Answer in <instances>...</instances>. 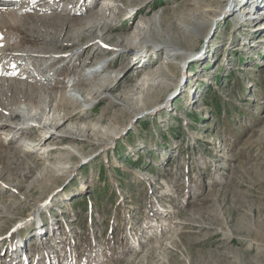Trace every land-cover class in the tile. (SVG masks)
Instances as JSON below:
<instances>
[{"label":"rangeland","instance_id":"obj_1","mask_svg":"<svg viewBox=\"0 0 264 264\" xmlns=\"http://www.w3.org/2000/svg\"><path fill=\"white\" fill-rule=\"evenodd\" d=\"M25 1L14 2L24 18L15 29L25 40L17 51L38 54L46 46L55 54L52 42H34L33 27L40 18L54 24L52 13L68 23L61 41L69 45L57 54L78 58L45 73L54 78L59 71L50 85L55 94L83 69L95 75L91 82L107 77L117 87L76 113L79 122L105 127V137L84 142L88 158L47 184L36 182L47 159L59 160L60 149L43 158L16 154L10 148L19 141L0 129V264H264V18H252L264 15V0H204L201 10L219 11L228 3L225 12L235 11L219 17L206 37L188 39L183 48L191 52L190 62L181 70L179 61L176 82L160 93L157 110L141 113L146 97L135 88L136 68L161 60L159 43L152 42L147 55L136 54L137 48L114 54L113 47H92L93 37L74 35L92 18L91 9L108 2L117 13L115 40L108 43L113 46L149 13L163 7L174 12L195 0H143L129 7L130 0H51L49 9ZM102 60L111 64L102 69ZM33 123L20 141L41 138L39 123ZM113 132L111 143L99 142ZM39 201L46 205L34 213ZM56 208L67 216L62 225L42 213Z\"/></svg>","mask_w":264,"mask_h":264},{"label":"bare ground","instance_id":"obj_2","mask_svg":"<svg viewBox=\"0 0 264 264\" xmlns=\"http://www.w3.org/2000/svg\"><path fill=\"white\" fill-rule=\"evenodd\" d=\"M97 1L93 0L94 4ZM141 1L143 0H130L128 7ZM14 2L15 0H0V121H2L0 122V129L11 132L8 135L10 141H19L14 148H10L16 154L35 153L43 158L60 149L59 155L57 154L59 160L54 159L56 161L53 163L49 162L48 159L45 161L46 167L43 174L53 173L54 175H49L45 179L43 174L38 177L36 185H41L42 183H49L48 181L51 178L63 176L65 172L68 173L76 168L77 164L83 159L88 158L90 154L84 153V146L86 145L84 142H97L98 137H105L107 134L105 127L101 128L102 126L98 123L83 122L82 119L79 122L78 117L80 116L76 117V113L77 111H85L97 101H102L105 98L102 94L113 91L117 86H112L113 79L107 77L103 80L93 79L91 82L95 75L93 72L83 69L76 78L69 79L67 84L63 85L62 94H55L53 87L51 88L50 85H53V80L56 77L58 78L59 71H56L54 78L46 76L45 73L61 60L72 58L75 60L78 58L75 57L76 53L72 54L71 52L57 54L69 45L64 39L61 41L62 32H67V28L63 31V27L68 23L61 17V13H52L50 15L55 16L52 18L55 21L54 24H50L47 21L48 19L42 20L40 18L41 23L39 22L33 27L34 42L43 40L45 45L52 42L54 45H51V47L56 50L55 54H49V48H46V46H41L42 50L38 54L19 50L18 52L17 48L25 40L22 39L20 30L15 29L19 27L20 23L24 22V18L20 14L23 9L15 7ZM108 3L105 6L99 5V8L91 9L92 18L87 25L76 31L74 37L78 36L80 40L83 37H93L92 47L101 48L102 45L113 47L112 52L114 54L115 51L121 54L122 51L137 48L136 54L147 55L151 50L149 46L152 42L159 43L156 51L158 53L163 51L161 60L153 65H151V61L143 63V66H146L145 68L141 66L143 70L136 68V70H139V77L135 83V88H142L144 90L142 92L143 96L146 97L144 106L138 108L140 113L150 106L152 111L157 110L158 107L156 109L153 107L158 105L159 102L157 101L160 93L168 91L176 82L174 69L179 68V61L182 62L180 65L181 70L190 62L187 56L191 52H188L189 49L183 48L186 47L185 43H188V39L196 38L200 33L206 37L216 25L219 17L228 16L235 11V9H231L225 12L228 3L222 5L219 11H213L214 9L209 7L201 10L200 6L205 5L204 0H195L189 7L185 6L174 12H170V10L163 7L160 13L159 11L149 13L143 20L135 22L133 30L128 33L129 35L123 36V40H119L117 44L112 46L108 43L115 40L112 32L117 27V13L115 4ZM28 5L30 8L49 9L55 3L51 0H26L25 6L28 7ZM142 6L144 8V5ZM65 8L63 7V9ZM126 8H120L119 12L124 11ZM261 13L264 14L263 11ZM164 15L169 17H164ZM135 16V14H132L129 18L134 19ZM262 17L264 18V15H254L252 18L257 20V18ZM51 26L53 28H50ZM77 43L78 41L73 42V44ZM121 43H123V46ZM138 43H142V45L137 47ZM102 61L100 66L104 69L114 63L115 59L111 58V63L105 62V60ZM42 62H49V64L43 67L41 66ZM23 77L25 79H22ZM180 80L177 87L180 85ZM179 89H182V86ZM127 100H130V102L123 101L127 102L128 105L134 103L130 95L127 96ZM116 102L112 100L110 104L115 105ZM161 106L163 104L159 107ZM139 112L133 117L138 115ZM71 120L73 123L70 122ZM33 122L39 123L41 138H35L32 141H20L18 138L22 134L29 136L28 130L32 126H36ZM60 132H64V134L60 135ZM115 136L117 134L113 132L107 140L99 142L101 144L111 143ZM63 144L68 145L62 146ZM74 158L78 160H74ZM70 172L72 173V171ZM45 205L46 202L39 201L34 213Z\"/></svg>","mask_w":264,"mask_h":264},{"label":"water","instance_id":"obj_3","mask_svg":"<svg viewBox=\"0 0 264 264\" xmlns=\"http://www.w3.org/2000/svg\"><path fill=\"white\" fill-rule=\"evenodd\" d=\"M51 197H52V196H50V198H51ZM50 198L48 197V198H46V199L48 200V199H50ZM21 220H22V219H21ZM18 222H20V220H19ZM17 224H18V223H17ZM14 227H15V225H14Z\"/></svg>","mask_w":264,"mask_h":264}]
</instances>
